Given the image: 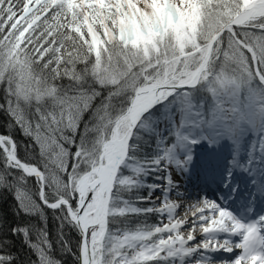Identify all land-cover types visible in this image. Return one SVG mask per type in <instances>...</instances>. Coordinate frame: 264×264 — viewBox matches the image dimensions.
I'll return each mask as SVG.
<instances>
[{
  "label": "snow or ice",
  "instance_id": "6c2138e0",
  "mask_svg": "<svg viewBox=\"0 0 264 264\" xmlns=\"http://www.w3.org/2000/svg\"><path fill=\"white\" fill-rule=\"evenodd\" d=\"M0 118V264H264V0H0Z\"/></svg>",
  "mask_w": 264,
  "mask_h": 264
},
{
  "label": "trees",
  "instance_id": "16d2710c",
  "mask_svg": "<svg viewBox=\"0 0 264 264\" xmlns=\"http://www.w3.org/2000/svg\"><path fill=\"white\" fill-rule=\"evenodd\" d=\"M0 122H2V118H0ZM3 131V127H0V132ZM18 138L22 139V137H19V133L17 132ZM11 202V198L9 197V203ZM4 207H7V205H4Z\"/></svg>",
  "mask_w": 264,
  "mask_h": 264
},
{
  "label": "bare ground",
  "instance_id": "6f19581e",
  "mask_svg": "<svg viewBox=\"0 0 264 264\" xmlns=\"http://www.w3.org/2000/svg\"><path fill=\"white\" fill-rule=\"evenodd\" d=\"M209 195H211V193H209Z\"/></svg>",
  "mask_w": 264,
  "mask_h": 264
}]
</instances>
